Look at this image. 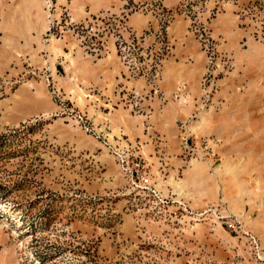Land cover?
Segmentation results:
<instances>
[{"label":"rangeland","instance_id":"374dc122","mask_svg":"<svg viewBox=\"0 0 264 264\" xmlns=\"http://www.w3.org/2000/svg\"><path fill=\"white\" fill-rule=\"evenodd\" d=\"M0 264H264V0H0Z\"/></svg>","mask_w":264,"mask_h":264},{"label":"built area","instance_id":"2783aa9c","mask_svg":"<svg viewBox=\"0 0 264 264\" xmlns=\"http://www.w3.org/2000/svg\"><path fill=\"white\" fill-rule=\"evenodd\" d=\"M227 226H228L229 228H232V227H233V225H232L231 223H228Z\"/></svg>","mask_w":264,"mask_h":264}]
</instances>
